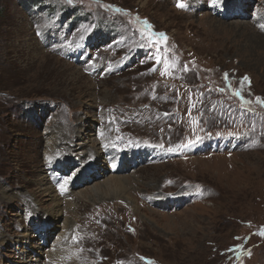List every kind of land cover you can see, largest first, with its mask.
<instances>
[{"label": "rangeland", "instance_id": "374dc122", "mask_svg": "<svg viewBox=\"0 0 264 264\" xmlns=\"http://www.w3.org/2000/svg\"><path fill=\"white\" fill-rule=\"evenodd\" d=\"M257 98L264 0H0V264H46L64 221L71 264H264ZM76 126L103 157L61 146L72 164L45 174L50 132ZM43 176L70 184L54 227L31 214L53 205ZM113 177L125 195L77 200Z\"/></svg>", "mask_w": 264, "mask_h": 264}, {"label": "bare ground", "instance_id": "6f19581e", "mask_svg": "<svg viewBox=\"0 0 264 264\" xmlns=\"http://www.w3.org/2000/svg\"><path fill=\"white\" fill-rule=\"evenodd\" d=\"M239 3L242 5V7L245 6V4H243L242 2H239ZM239 3H237V4H239ZM239 19L240 20H243V18H239ZM235 20H238V18L233 19V21H235ZM233 21H231V23L232 24H235V23H233ZM82 122H83V120H82ZM85 127L84 126H76L73 129H68V128L65 129L64 128L63 130H64V132L66 134V137L68 136V138L66 140H63V141L67 145L64 144V142L61 143V141H62V138H61L62 131L61 130L58 132V134H57V132L50 130L51 131L50 132V135L49 134L48 135L50 136L51 144H54L53 146L55 147V149H53L52 151H47L44 154V163H45V170H46L45 171V174L47 173V171H53L54 169H57L58 171H59V169L66 170V169L69 168L68 165L72 164V161L71 160H66L67 162H65V161H63L61 159L62 156H64L62 154V152H60V147L61 146L65 147L68 151H70L72 154H74L75 157L76 156L79 157V160L80 161L82 160V158L83 159L84 158L89 159V157H91L92 162H89L88 163L89 164V166H88L89 167L88 168L89 171H91L90 169L92 168V166H95L96 167V162L94 161L93 158H96L97 161H98L101 157H103L101 151L99 152L98 151L99 149H96V148H95V150H86V145L76 144L75 143V141L81 140V138L83 136V133L86 131V128ZM91 128H92V125H89L88 126V129L91 130ZM100 132L101 131H99V133ZM53 133H55L56 135L53 134ZM98 134H96V135H98ZM72 145L74 147V150H71ZM76 146L80 147V149L76 150ZM94 170L97 171L96 174H95V176L93 175V173H91L88 176L89 179H95V177H98V175H100L101 173H103V170L100 169V168L98 170L96 168H94ZM58 173H59V175L61 174V172H58ZM59 175H55L54 174V175H51V176L53 178H59L58 177ZM89 179H87V181H89ZM36 186L38 187V189L40 187L43 188V191H41V192L43 193V195L51 198L53 205L51 206L52 208H48V209L45 208L44 210H42V208L37 207L36 205H32L31 206V210H32L31 211V214H32V217L34 218L35 221H38V223L47 222L48 224H50L49 226H51V227L53 226L54 227V224H57V222H59L58 220L60 219V217L62 216V213H63L62 210L59 208V205L61 206V203L60 202H63V201H61L54 194V192L55 191L56 192H60L61 194L65 195L66 194V191H68V189H69L70 184L64 183L63 185H61L58 188H53V186L50 184V181H49L48 177L47 176L46 177L43 176L39 180V186L38 185H36ZM113 186L115 187L116 190L113 189ZM124 186H126V183H125V181L122 178H120V177H113V178H111L109 180L103 181L102 183H95V185L90 186L89 188L83 189L77 195V198H78L77 200H80V198H84V199L86 198V199L92 200L90 202H94L95 200H99V202H102L104 200H107L108 197H109V195H111V194H113L112 196H114V197L116 195H118V196L122 195L123 196V195H125ZM111 187H112V189H110ZM69 195H70V200H72L73 199L72 198V195H75V194H74V192H72ZM64 200H66V201H64L65 204L67 203V201H69V200H67L66 197H65ZM100 200H102V201H100ZM37 202H38V200H37ZM77 202H79V201H77ZM71 205H73V204L72 203H67L66 204V208L68 209V213L69 214H71V213L73 214L74 213V210H75V209H71L70 208ZM36 207H37V209H36ZM74 223H75V221H73V223L72 222H69V221H64V224H62L63 225L62 226V232L59 234L56 242L54 243V247L48 253H46L44 255V257L46 258V264H71L73 258L76 255H73L72 256V254H71L69 260L67 259L65 261V259H64V258H66L67 255L70 254L71 247H68L67 248V250H66V254L67 255L64 254V251L61 252L60 249L64 245L63 244V242H64L63 235L65 234L64 230H67V232H69L70 230H72V232H73V230H74L73 228L75 227L74 226ZM40 226H41V229H42V233H41V236H40L41 237L40 240H43V239H45V237H47V235L49 234V232H48L47 226L45 227L44 224H41ZM57 227H59V226L57 225ZM55 228H56V226H55ZM1 237L3 238L4 241L6 240V238L4 236H1ZM38 245H39V247H38ZM38 245H37V249L36 250L41 249L40 248V243ZM31 261H33V263H37L38 264L39 263V258L34 257V260L32 259Z\"/></svg>", "mask_w": 264, "mask_h": 264}, {"label": "snow or ice", "instance_id": "6c2138e0", "mask_svg": "<svg viewBox=\"0 0 264 264\" xmlns=\"http://www.w3.org/2000/svg\"><path fill=\"white\" fill-rule=\"evenodd\" d=\"M178 6H179V7H184L183 4H178ZM161 35H162V34H161ZM161 59H163V58H161ZM168 67H171V66L168 65ZM184 70H185V71L188 70V69H187V66H185V69H184ZM163 74H164V73L162 72V75H163ZM225 78H227V74H226ZM243 79H244V80H247L248 78H247V77H244ZM233 95L239 96L240 93H239V92H235V93H233ZM257 103H260L262 106H264V101L260 100V98H257ZM261 234L264 235V232H262Z\"/></svg>", "mask_w": 264, "mask_h": 264}, {"label": "trees", "instance_id": "16d2710c", "mask_svg": "<svg viewBox=\"0 0 264 264\" xmlns=\"http://www.w3.org/2000/svg\"><path fill=\"white\" fill-rule=\"evenodd\" d=\"M28 2L31 3V8H33V5L35 4V0H28ZM19 3H20V2H19ZM20 4H21V5H24L23 3H20ZM178 119H179V118H178L177 116L174 117V121H175V122H178ZM176 143H177V142H176Z\"/></svg>", "mask_w": 264, "mask_h": 264}, {"label": "clouds", "instance_id": "9594fccd", "mask_svg": "<svg viewBox=\"0 0 264 264\" xmlns=\"http://www.w3.org/2000/svg\"><path fill=\"white\" fill-rule=\"evenodd\" d=\"M264 225V224H263ZM260 226V225H259Z\"/></svg>", "mask_w": 264, "mask_h": 264}]
</instances>
